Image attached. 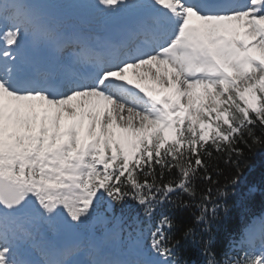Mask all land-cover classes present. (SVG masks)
Instances as JSON below:
<instances>
[{
	"label": "snow or ice",
	"instance_id": "1",
	"mask_svg": "<svg viewBox=\"0 0 264 264\" xmlns=\"http://www.w3.org/2000/svg\"><path fill=\"white\" fill-rule=\"evenodd\" d=\"M256 154L264 0H0V264H264Z\"/></svg>",
	"mask_w": 264,
	"mask_h": 264
},
{
	"label": "trees",
	"instance_id": "2",
	"mask_svg": "<svg viewBox=\"0 0 264 264\" xmlns=\"http://www.w3.org/2000/svg\"><path fill=\"white\" fill-rule=\"evenodd\" d=\"M214 164H217L219 169L225 174H231V168L225 163L224 159H219L213 161ZM249 166L250 168L245 169V176L247 177V181L251 183L259 184L262 176H264V155L256 154L249 156ZM212 175L216 178V173L213 171ZM224 176H220V184L221 186L224 183ZM201 189L206 187L205 184L200 185ZM247 185H241L240 193L236 196H230L227 199V206L231 211V217H225L219 223L213 225L212 235L216 239L218 249L226 248L227 245L232 241V238L235 237L236 233L234 231L237 221L240 223L243 222V210L240 207V202L244 198L243 193L246 191ZM187 199V197H185ZM255 210H259L262 207L261 201L259 197H257L254 201ZM196 209H192V212H196ZM119 212H117V215ZM192 213H188L191 215ZM221 216L223 217V212L221 211ZM200 229H198V232ZM186 258L190 259L193 264H202L203 257L199 255L198 252L189 250L186 254Z\"/></svg>",
	"mask_w": 264,
	"mask_h": 264
},
{
	"label": "bare ground",
	"instance_id": "3",
	"mask_svg": "<svg viewBox=\"0 0 264 264\" xmlns=\"http://www.w3.org/2000/svg\"><path fill=\"white\" fill-rule=\"evenodd\" d=\"M102 21H108L106 18H101V17H91V19L87 22V23H84L82 24V26L88 28L89 30H95V31H98L99 28H97V23L99 22H102ZM130 78H132L135 82H139V83H143L145 84L146 86H148L147 84V81H140V80H137L136 76L133 75L132 73L129 74Z\"/></svg>",
	"mask_w": 264,
	"mask_h": 264
}]
</instances>
